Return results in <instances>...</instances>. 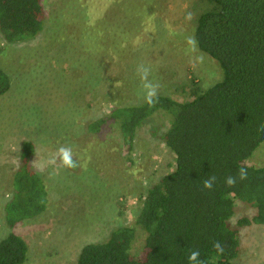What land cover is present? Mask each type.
<instances>
[{"label": "trees", "instance_id": "1", "mask_svg": "<svg viewBox=\"0 0 264 264\" xmlns=\"http://www.w3.org/2000/svg\"><path fill=\"white\" fill-rule=\"evenodd\" d=\"M80 4L84 17H90L86 20L90 27L78 30V39L84 32L94 31L96 46L105 56L89 51L90 58L79 61L77 69L83 72L73 82L84 81L86 86L80 103L74 104L73 121L63 123L60 130L68 132L72 126L76 137H88L107 129L130 149L142 131L159 141L173 159L139 194L132 225L111 230L105 241L82 246L73 263L62 264H189L188 255L193 250L200 252L203 264H234L240 251L239 232L231 224L236 204H248L253 210V217L241 219L239 226H264V167L246 164L264 144V131H258L264 125V0L192 1L187 8L192 16V35L199 52L219 65V78L203 88L191 70L179 78L172 74L171 80L165 76L168 91L158 95V103L151 107L134 99L133 90L136 97L140 95L136 90L140 81L135 71L132 77L127 71L132 58L140 54L137 51H142L140 44L146 36L165 35L172 2L86 0L82 4L80 0ZM145 9L146 19L141 13ZM125 15L136 22L130 31L124 28ZM156 19L160 30L155 29ZM43 20L42 0H0V43L18 46L34 41L43 29ZM78 45L69 46L83 50L82 44ZM60 46L67 47V42ZM114 62L117 69L109 67ZM67 72L63 69L62 74ZM15 83L0 67V99ZM104 99L115 101L107 112L96 106ZM84 116H88L85 121L81 120ZM69 118L67 115L64 120ZM16 133L21 134L16 129L5 135L11 138ZM6 137L0 141V154L10 149ZM13 148L17 162L3 207L9 228L39 217L48 205L46 184L33 167L34 143L26 140ZM169 167H173L171 172ZM240 168L246 169L247 179L227 187L225 178L235 176ZM212 175L216 183L212 190H205L203 181ZM118 204L124 205L121 201ZM138 233H142L144 244L136 256L133 249ZM214 241L223 245V254L213 249ZM27 252V243L12 232L0 239V264H24Z\"/></svg>", "mask_w": 264, "mask_h": 264}, {"label": "rangeland", "instance_id": "2", "mask_svg": "<svg viewBox=\"0 0 264 264\" xmlns=\"http://www.w3.org/2000/svg\"><path fill=\"white\" fill-rule=\"evenodd\" d=\"M170 1L173 5L168 10L170 14L164 38L159 32L156 38L153 34L146 36L140 44L142 51H137L140 54L132 58L127 71L130 76L137 64L149 66L152 70L150 79L160 84L158 95H165L168 91L165 76L171 80L172 74L179 78L191 70L198 84L205 88L213 85L220 74L219 65L208 56L203 54L202 62L193 67L190 56L186 54L185 38L192 35V24L186 19L187 8L194 0ZM85 2L82 0V4ZM42 3L45 21L37 39L18 46L0 43V67L12 77L14 83L18 81L19 84H13L12 91L0 99V141L7 136L6 132L9 134L17 129L21 133L6 137L10 141V149L0 154V239L12 232L27 243L24 264L73 263L82 246L105 241L111 230L132 225L139 194L173 157L159 141L151 140L142 131L137 135L133 149H130L107 129L99 135L88 137H76L74 128L71 131L72 126L68 132L60 130L63 123L73 121L74 104L80 103L81 92L86 86L84 81L73 82L83 72L77 69L78 63L90 58V52L97 57L105 56V52L96 46L97 37L92 30L84 32L78 39L81 33L78 30L90 27L86 22L90 17H84L80 0H42ZM141 13L146 19L148 10ZM124 18L125 30L134 29L136 22L132 17L125 15ZM154 26L156 30L161 29L158 19ZM72 30L78 35L75 36ZM162 39L165 43H162ZM65 42L67 47H61ZM71 44L74 47L82 44L83 50H74L69 46ZM66 51L67 54H64ZM115 59L118 62V58ZM117 62L109 67L117 69ZM90 67L98 70L96 66ZM75 68L77 70L71 73ZM63 69H68L66 75L62 74ZM37 73L45 74L36 78ZM137 85L136 90L140 91V95L136 97L133 90L134 99L143 101L140 83ZM101 101L96 106L104 112L115 105L111 99ZM3 108L6 109L2 111ZM67 115L72 119L64 120ZM83 119L85 121L88 116ZM26 140L35 145L33 167L46 184L48 205L45 213L39 217L9 228L5 224L3 207L11 190V176L17 162L13 146ZM60 146L71 147L73 159L79 166L65 169L57 164L56 167L48 166L40 170L36 164L46 161ZM246 164L264 167V144ZM172 170L173 167L168 168V172ZM120 201L123 206L118 204ZM252 217L250 205L236 204L231 224L239 232L240 251L234 264H264V226L238 225L241 219ZM138 234L133 249L136 256L144 244L142 233Z\"/></svg>", "mask_w": 264, "mask_h": 264}, {"label": "clouds", "instance_id": "3", "mask_svg": "<svg viewBox=\"0 0 264 264\" xmlns=\"http://www.w3.org/2000/svg\"><path fill=\"white\" fill-rule=\"evenodd\" d=\"M187 20H191V13L186 16ZM185 43L187 45L186 54L190 56V63L195 67L197 63L202 62L203 54L199 52L198 41L194 35L185 38ZM135 73L140 81V89L143 95L144 103L148 106H154L158 103V91L160 84L154 82L150 79L152 70L149 66L144 63H139L136 65ZM258 131H264V125H261ZM58 164L59 168L74 169L78 167V163L73 159V152L71 147L60 146L46 161L38 162L36 166L43 170L45 167L53 166L56 167ZM216 176H209L203 181V188L205 190H212L216 183ZM247 179V171L245 168H240L235 176H227L224 183L227 187H234L237 181H243ZM213 249L216 250L218 254H223L224 247L219 241H214L212 244ZM189 264H203L200 260V252L198 250H193L188 255Z\"/></svg>", "mask_w": 264, "mask_h": 264}]
</instances>
